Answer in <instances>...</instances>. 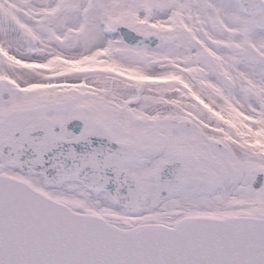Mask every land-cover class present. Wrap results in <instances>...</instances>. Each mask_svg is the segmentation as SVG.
<instances>
[{
  "label": "snow or ice",
  "instance_id": "snow-or-ice-1",
  "mask_svg": "<svg viewBox=\"0 0 264 264\" xmlns=\"http://www.w3.org/2000/svg\"><path fill=\"white\" fill-rule=\"evenodd\" d=\"M0 264H264V0H0Z\"/></svg>",
  "mask_w": 264,
  "mask_h": 264
}]
</instances>
